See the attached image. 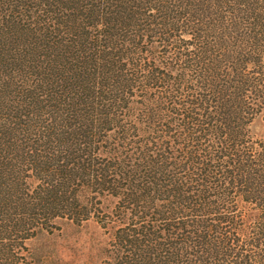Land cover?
Segmentation results:
<instances>
[{"label":"trees","instance_id":"obj_1","mask_svg":"<svg viewBox=\"0 0 264 264\" xmlns=\"http://www.w3.org/2000/svg\"><path fill=\"white\" fill-rule=\"evenodd\" d=\"M257 119L264 0H0V264L91 219L99 264H264Z\"/></svg>","mask_w":264,"mask_h":264},{"label":"rangeland","instance_id":"obj_2","mask_svg":"<svg viewBox=\"0 0 264 264\" xmlns=\"http://www.w3.org/2000/svg\"><path fill=\"white\" fill-rule=\"evenodd\" d=\"M263 122L257 119L252 125V132L260 136ZM113 201H104L102 209L108 212ZM59 231L42 232L29 242L37 264H99L100 249L107 242L108 235L99 226L96 219L80 225L72 222H60Z\"/></svg>","mask_w":264,"mask_h":264}]
</instances>
